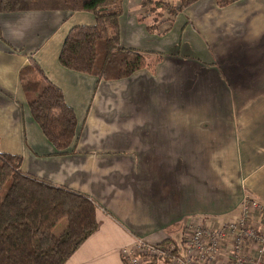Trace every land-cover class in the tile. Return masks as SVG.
Listing matches in <instances>:
<instances>
[{"label": "crops", "instance_id": "obj_1", "mask_svg": "<svg viewBox=\"0 0 264 264\" xmlns=\"http://www.w3.org/2000/svg\"><path fill=\"white\" fill-rule=\"evenodd\" d=\"M142 1H120L119 43L158 62L114 81L57 60L92 14H0V152L96 206L97 231L64 264H123L131 242L177 239L187 219L232 221L244 197L264 205V0H198L149 19ZM30 59L75 114L71 152L53 155L30 115L18 80Z\"/></svg>", "mask_w": 264, "mask_h": 264}, {"label": "trees", "instance_id": "obj_2", "mask_svg": "<svg viewBox=\"0 0 264 264\" xmlns=\"http://www.w3.org/2000/svg\"><path fill=\"white\" fill-rule=\"evenodd\" d=\"M120 1L0 0V14L29 11L92 14L94 24L75 25L68 30L57 60L67 70L114 81L139 70L153 72L158 62L147 52L120 45ZM171 1L149 0L146 5L154 15L167 10L174 15L198 0H176L177 5ZM214 1L223 8L240 0ZM18 80L32 119L53 147L52 154L71 152L78 140L79 127L60 89L46 79L32 60L20 69ZM20 163L19 156L0 152V264H64L97 231L96 206L82 194L24 173ZM183 223L185 228L190 220ZM181 241L182 229L177 239L147 244L161 247ZM140 257L157 264L153 255L140 254ZM122 262L125 264L123 259Z\"/></svg>", "mask_w": 264, "mask_h": 264}, {"label": "built area", "instance_id": "obj_3", "mask_svg": "<svg viewBox=\"0 0 264 264\" xmlns=\"http://www.w3.org/2000/svg\"><path fill=\"white\" fill-rule=\"evenodd\" d=\"M257 207L263 208L258 201L244 197L236 221L215 225L190 222L183 230V242L154 247L136 240L133 248L120 254L125 264H151L140 254L153 255L157 264H264V233L256 231L249 221Z\"/></svg>", "mask_w": 264, "mask_h": 264}, {"label": "rangeland", "instance_id": "obj_4", "mask_svg": "<svg viewBox=\"0 0 264 264\" xmlns=\"http://www.w3.org/2000/svg\"><path fill=\"white\" fill-rule=\"evenodd\" d=\"M145 4H144V6H142V7H144V15H142V16H150L151 17V15H152V13L150 12V6L149 5H146L147 4V0H144L143 1ZM168 11V10H167ZM166 11V12H167ZM167 14H170V13H168L167 12ZM149 17V18H150ZM148 18V17H147ZM148 18V19H149ZM31 60V59H30ZM29 60V61H30ZM33 61V60H32ZM34 62V61H33ZM28 65V64H27ZM26 66V65H25ZM23 68V67H22ZM20 71V70H19ZM19 73V72H18ZM100 80H104V79H100ZM107 81V80H106ZM251 199H253V200H255V201H258L257 199H255V198H252L251 197ZM259 202V201H258ZM260 204V203H259ZM261 205V204H260ZM262 207H264V205L262 204L261 205ZM235 217V216H234ZM239 219V217H237V218H235L234 220L236 221V220H238ZM208 220H210V219H207V218H205L204 219V221H208ZM217 221V220H216ZM250 223L253 225V227L256 229V231H260V232H263L264 233V209L263 208H261V207H257V208H255V209H252V214H251V217H250ZM209 223H211L210 221H208ZM183 226H184V223H183V221H182V242H183V230H184V228H183ZM207 226V225H206ZM133 244H134V242H131L130 244H128V245H126V246H124V247H122L121 249H120V251H122L123 249H125V248H129V247H132L133 246ZM133 248V247H132ZM252 248V247H251ZM253 249V248H252ZM250 250V249H249ZM248 251V250H247ZM249 252V251H248ZM121 259H122V256H121Z\"/></svg>", "mask_w": 264, "mask_h": 264}]
</instances>
